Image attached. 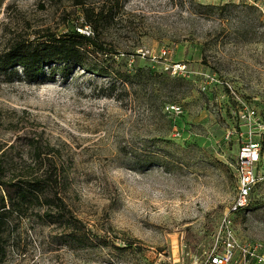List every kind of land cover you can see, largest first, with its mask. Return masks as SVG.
Segmentation results:
<instances>
[{"label": "rangeland", "instance_id": "obj_1", "mask_svg": "<svg viewBox=\"0 0 264 264\" xmlns=\"http://www.w3.org/2000/svg\"><path fill=\"white\" fill-rule=\"evenodd\" d=\"M75 1L0 0V51L116 12L88 68L0 80V264H205L225 216L264 258V176L229 213L246 139L264 175V0Z\"/></svg>", "mask_w": 264, "mask_h": 264}, {"label": "trees", "instance_id": "obj_2", "mask_svg": "<svg viewBox=\"0 0 264 264\" xmlns=\"http://www.w3.org/2000/svg\"><path fill=\"white\" fill-rule=\"evenodd\" d=\"M75 5L80 3L76 0ZM115 15L112 7H84L81 11L82 23L73 24L71 31L61 35L45 32L42 36H38L36 31L32 41L25 37L8 41L0 51V80L11 83L23 77L26 82L37 84L56 72L66 77L74 67L88 68L86 48L95 47L104 52L101 46L97 47L98 31L102 23L113 22ZM83 28H90L89 34L82 33ZM5 210L2 207L0 213Z\"/></svg>", "mask_w": 264, "mask_h": 264}, {"label": "built area", "instance_id": "obj_3", "mask_svg": "<svg viewBox=\"0 0 264 264\" xmlns=\"http://www.w3.org/2000/svg\"><path fill=\"white\" fill-rule=\"evenodd\" d=\"M171 111H178V107L170 106ZM249 119L255 116L254 111H248ZM264 130V125H262ZM261 144L253 140H245L237 152L234 165L236 177V192L230 206L229 213L238 214L248 209L250 196L258 183L263 179L257 171ZM232 221L225 216L219 229V243L221 249H213L205 264H247L250 260L257 263L263 262V256L258 254V249L247 244H241L231 229Z\"/></svg>", "mask_w": 264, "mask_h": 264}]
</instances>
